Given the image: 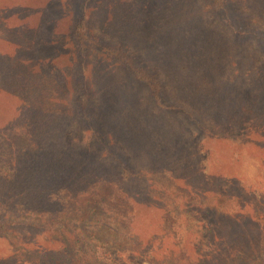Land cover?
Listing matches in <instances>:
<instances>
[{
    "label": "trees",
    "instance_id": "trees-1",
    "mask_svg": "<svg viewBox=\"0 0 264 264\" xmlns=\"http://www.w3.org/2000/svg\"><path fill=\"white\" fill-rule=\"evenodd\" d=\"M92 1L0 0V236L15 263L29 264L21 259L28 252L40 264H264L263 235L255 229L264 223L262 203L247 206L236 183L206 185L193 166L167 164L155 136L153 149L138 144L124 155L112 152L117 141L105 146L97 138L99 114H110L104 123L113 128L120 111L113 112L108 94L98 100L99 86L84 76L91 54L102 63L95 81L109 73L92 47ZM205 1L218 15L226 11L228 0ZM176 31L193 38L197 27L188 16ZM95 47L121 68L126 84L131 78L147 88L160 113L169 110L162 102L167 80L153 66L113 40ZM160 57L164 70H176L168 73L176 86L181 62ZM241 78L231 102L264 121V98L261 107L254 100L258 113ZM127 96L118 89L113 101ZM75 127L91 133L87 141L72 136ZM257 140L264 152V138Z\"/></svg>",
    "mask_w": 264,
    "mask_h": 264
},
{
    "label": "rangeland",
    "instance_id": "rangeland-1",
    "mask_svg": "<svg viewBox=\"0 0 264 264\" xmlns=\"http://www.w3.org/2000/svg\"><path fill=\"white\" fill-rule=\"evenodd\" d=\"M86 6L95 29L94 53L103 56L109 73L103 75V82L95 81L97 64L101 68L102 63H95L91 54L83 66L84 76L89 84L99 86L98 100L108 94L106 99L113 102V112L115 108L120 111L114 114L119 122L113 128L104 123L110 114H99L104 129L95 131L97 138L105 146L110 138L117 141L112 152L124 155L138 144L139 149H153L149 136H155L157 155L167 164L175 159L184 168L193 166L199 171L195 179L206 185L236 183L247 206L261 202L264 210V152L257 144L258 138H264V121L257 118L254 110L240 113L233 98L231 102L232 85H243L244 77L251 105H262L264 0H228L226 11L220 15L205 0H93ZM188 16L197 27L194 37L185 32L177 36V28L186 25ZM104 39L113 40L144 66H153L154 73L167 80L162 102L169 110L160 113L145 86L131 78L127 84L124 82L121 68L95 47ZM171 55L181 62L182 71L174 79L176 86L168 81L176 70H164L160 64V56L167 60ZM118 89L126 90L130 96L117 103L121 100L113 98ZM258 105L254 107L259 113ZM140 133L147 134L139 138ZM90 135L86 128L75 127L72 131L73 137L85 140ZM221 172L229 178L217 181L216 175ZM199 217L206 221L205 215ZM255 229L264 239V223H257ZM33 236L35 240L40 238ZM26 245L33 249L29 242ZM11 253L9 243L0 236V264H17ZM22 254L21 259L28 257L26 263L40 264L41 260L37 262L28 252Z\"/></svg>",
    "mask_w": 264,
    "mask_h": 264
}]
</instances>
